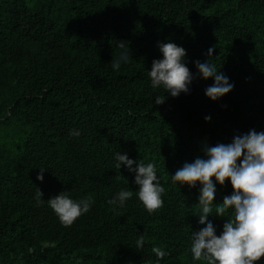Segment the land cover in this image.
I'll list each match as a JSON object with an SVG mask.
<instances>
[{
  "label": "trees",
  "instance_id": "trees-1",
  "mask_svg": "<svg viewBox=\"0 0 264 264\" xmlns=\"http://www.w3.org/2000/svg\"><path fill=\"white\" fill-rule=\"evenodd\" d=\"M121 41L133 59L113 71ZM158 42L182 46L194 75L190 94L162 105L148 76ZM209 47L234 84L215 102L195 67ZM0 76V264H203L189 251L203 227L199 192L170 174L206 143L264 131V0H0ZM118 151L156 164L162 207H143L134 175L115 168ZM122 188L134 195L114 209L107 200ZM62 191L94 201L71 226L46 203ZM232 191L217 185L214 204ZM230 218L209 217L217 235ZM154 247L167 255L157 260Z\"/></svg>",
  "mask_w": 264,
  "mask_h": 264
},
{
  "label": "clouds",
  "instance_id": "clouds-1",
  "mask_svg": "<svg viewBox=\"0 0 264 264\" xmlns=\"http://www.w3.org/2000/svg\"><path fill=\"white\" fill-rule=\"evenodd\" d=\"M161 58L154 59L151 70L148 71L151 87L163 89L166 95L155 97L156 105L165 103L167 96L173 98L190 94V86L194 75L186 64V50L173 42H158ZM119 53L114 56L110 65L113 71H119L133 59V54L126 42H119ZM215 47L207 50L208 60L196 61L195 67L200 78L212 79L213 83L205 89V95L215 102L231 93L234 84L220 69L212 63ZM211 121L210 116L205 117ZM81 130L71 129L69 136L79 138ZM115 168L126 167L134 175L137 186L135 195L143 207L152 213L163 205L162 196L165 188L157 175L154 162L144 163L129 158L128 154H114ZM44 168L36 179L44 181ZM173 185L187 186L197 189L199 212L198 231L191 233L190 253L192 260L203 264H257L264 258V131L249 130L243 135H236L230 143H206L203 156L196 157L191 162H185L174 174H170ZM232 186L231 195H226L219 205L214 204L217 185L221 187L229 182ZM199 186V187H198ZM134 195L133 190L122 188L107 204L115 208H123ZM43 194L37 188L34 196L37 207L45 201ZM47 206L54 212L64 226H71L80 216L87 214L94 203L90 196L73 199L67 191L46 200ZM215 212V215L212 213ZM231 215L223 224V230L217 235V229L209 219ZM144 246L143 236L136 241L137 249ZM157 260L167 253L159 248H153Z\"/></svg>",
  "mask_w": 264,
  "mask_h": 264
},
{
  "label": "rangeland",
  "instance_id": "rangeland-1",
  "mask_svg": "<svg viewBox=\"0 0 264 264\" xmlns=\"http://www.w3.org/2000/svg\"><path fill=\"white\" fill-rule=\"evenodd\" d=\"M54 264H67V262L63 261V262H57V263H54Z\"/></svg>",
  "mask_w": 264,
  "mask_h": 264
}]
</instances>
